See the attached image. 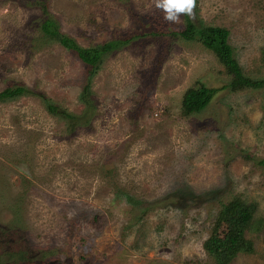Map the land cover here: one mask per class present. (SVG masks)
I'll return each mask as SVG.
<instances>
[{"label":"rangeland","instance_id":"1","mask_svg":"<svg viewBox=\"0 0 264 264\" xmlns=\"http://www.w3.org/2000/svg\"><path fill=\"white\" fill-rule=\"evenodd\" d=\"M46 1L81 46L131 39L102 60L91 108L78 98L84 66L43 34L41 5L0 0V91L26 89L0 101V230L44 264L211 263L203 243L223 201L239 194L264 218V87L224 89L210 51L167 35L185 15L171 25L153 0ZM194 11L227 28L244 72L264 79V0H197ZM197 79L218 91L185 116ZM41 92L75 118L50 113ZM247 236L255 252L228 264H264V229Z\"/></svg>","mask_w":264,"mask_h":264},{"label":"trees","instance_id":"2","mask_svg":"<svg viewBox=\"0 0 264 264\" xmlns=\"http://www.w3.org/2000/svg\"><path fill=\"white\" fill-rule=\"evenodd\" d=\"M29 4L41 5L43 18L40 29L47 37L56 39L60 45L66 48L84 66V81L82 82L79 99L87 106L94 107L95 98L92 89V79L100 68L104 57L127 44L131 36L122 33H114V37L90 46H81L68 34L64 33L57 19L49 14L46 0H29ZM155 34V33H154ZM174 39L199 42L205 49L210 51L217 62L223 67L228 81L223 86L230 93L240 92L244 89H258L264 87L263 78H254L246 74L234 55L229 43V30L222 26L198 23L185 15V24L182 28L167 33ZM260 61L264 67V47L261 48ZM215 87L205 85L199 79L188 87L181 99V113L185 116L203 111L211 103L216 92ZM26 92L23 86H8L0 91V101L8 100ZM39 97L46 105V109L55 115L73 120L74 114L67 112L58 104H55L44 93ZM243 152L242 156L251 160L253 157ZM255 160V159H254ZM264 164V160L258 161ZM187 190V189H186ZM185 190V191H186ZM133 207L146 213L153 203L130 201ZM137 203V204H136ZM1 229V228H0ZM264 229V218L255 216V203L248 202L241 195L236 194L228 201H223L216 214L208 237L203 243V249L213 264H228L240 254L255 252L254 241L247 236V232H262ZM4 256L3 264H44V260H37L28 247L26 240H22L21 234H16L11 228L0 230V259ZM208 263V264H211Z\"/></svg>","mask_w":264,"mask_h":264},{"label":"clouds","instance_id":"3","mask_svg":"<svg viewBox=\"0 0 264 264\" xmlns=\"http://www.w3.org/2000/svg\"><path fill=\"white\" fill-rule=\"evenodd\" d=\"M196 2L197 0H153L155 8L163 13L164 21L171 25H179L182 15L194 19Z\"/></svg>","mask_w":264,"mask_h":264}]
</instances>
